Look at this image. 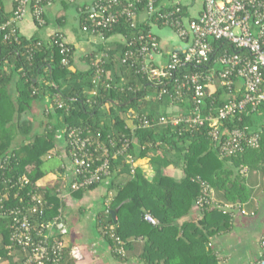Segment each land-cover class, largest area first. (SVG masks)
I'll return each instance as SVG.
<instances>
[{
    "label": "trees",
    "instance_id": "16d2710c",
    "mask_svg": "<svg viewBox=\"0 0 264 264\" xmlns=\"http://www.w3.org/2000/svg\"><path fill=\"white\" fill-rule=\"evenodd\" d=\"M91 1L93 0H85L80 5L81 19H83L81 16L82 8ZM16 6L17 1L15 8ZM13 13H6L3 1L0 0V24L11 19ZM153 21L161 24V21L156 17ZM140 28L148 29L150 25L147 22H139L138 27L133 29L128 23L123 22L111 31L106 32V38L109 39L118 34H125L130 38ZM60 34L61 32H56L49 41H44L38 35L28 37L22 34H19L18 40H12L5 39V32L0 30V103L9 98L8 85L17 77L19 95L16 104L19 112L22 113L30 107L33 100L48 94L60 118L58 124L52 123V127L47 126L41 133H33V123L30 119H20L18 132L19 135L23 136L24 141L20 143V147L15 151L11 149L17 136L15 126H8L11 119L3 114L0 109V176L3 179L8 176L17 178L25 174L31 180V183L22 189L10 188L11 195L14 194V191L21 190L25 202L28 203V191L39 189L41 192H45V196L52 206L47 219L59 214V209L62 206L60 198L56 193L53 194L50 189L40 187L39 181L48 173V160L44 159V155L49 153L55 145L56 130L59 127L64 128L72 125L90 128L94 134L101 132L105 140L114 135L118 138H128L130 141L129 153L134 156L150 157V163L156 172L152 179H148L138 168L132 173L131 165L126 161L125 155L113 160V175L109 188L110 190H116L117 193L107 210L108 220L104 223L105 238L112 244L114 242L107 230L108 227L115 225L117 234L126 240L128 239L126 224L129 221H132L135 226V237L151 234L152 237L158 236L160 239H166V234L169 232L167 225L179 216L178 212H170V208L173 207L174 203L180 202H178L176 194L185 191L183 193L185 197L181 194V203L183 202L187 206L194 203L201 194L200 184L192 181V177L197 174H201L216 188L226 186L229 179H232L234 187L243 184L241 181L244 177L239 164H243L246 161L245 155L254 150L248 149L243 156L238 154L241 160L236 163L238 167L236 174L232 171L226 172V160L228 158L220 159L218 149L213 148L216 144L210 135L211 128L208 124L188 130H180L171 126L132 130V125L137 121V114L157 116L162 111V113L169 116L173 114V112L168 111L170 106L178 108V112L189 113L193 108V94L192 91L188 90L182 100L176 98V85L179 79L186 74L198 71L210 73L213 69L223 70L224 66L216 63L215 59L222 55L225 50L243 55L246 54L245 50L237 49L233 44L224 40H214L212 44L215 55L210 63L206 65L182 63L170 78L149 81L143 74H136L134 69L123 64L122 55L125 46L116 41L114 44H109L112 49L109 50L110 56L106 60V68L110 69L112 73V87H103L97 95L91 97L90 92L94 87L93 80L95 77V67L91 62L93 55L89 58L91 65L88 70H74L71 68L73 46L67 42L68 44H66L70 47V56L69 63L64 64L65 54L59 44ZM114 45L116 46L114 47ZM179 51L181 54L184 53V50ZM237 81L238 79L235 78V83L231 89L219 84L213 93L208 90L209 94L205 97L203 107L204 113L217 115L218 110L226 103L241 99L245 88L243 86L240 91H237ZM164 88L168 89V93H161ZM88 100H92V102L95 100L96 103L91 105ZM59 101L64 103L63 107H59ZM263 108L264 104L257 111ZM257 111L244 110L237 113L233 118L223 120L221 136L224 138L228 132L237 128L253 132L250 129V123L253 113ZM6 155L10 156L9 169L3 170L1 161ZM181 160L185 162L184 169L186 172V176L182 180L178 181L164 173L165 167L170 164H180ZM123 175H126V177L120 178ZM3 179L0 180L1 191H5L6 188ZM96 186L94 185L91 188ZM166 189H168L167 193L165 192ZM84 191L79 190L77 192L82 194ZM144 192L155 198L152 196L153 199L150 198ZM173 192L176 193L172 196ZM127 198L130 201L124 203ZM19 202V199L12 196L7 205H17ZM117 207H119V211L118 221L116 222L110 210ZM127 207H130L128 209V219L126 216L124 221L122 214ZM147 211L155 214L160 223L153 225L146 221L144 215ZM227 220L228 215L213 210L207 212L201 222L210 233H213V230H211L213 221ZM10 223L9 218L0 217V230H5L7 235L10 232V227H8ZM191 228L193 232L188 237H193L191 240L195 242L197 253L194 257H188L185 264H216L217 261L213 251L206 248L207 234L194 224L191 225ZM5 243H8V236ZM5 243H0V256L8 260L9 264H18L6 252ZM115 254L119 258L122 257L117 253ZM141 258L146 264H165L156 261L154 252L151 250H146Z\"/></svg>",
    "mask_w": 264,
    "mask_h": 264
},
{
    "label": "built area",
    "instance_id": "2783aa9c",
    "mask_svg": "<svg viewBox=\"0 0 264 264\" xmlns=\"http://www.w3.org/2000/svg\"><path fill=\"white\" fill-rule=\"evenodd\" d=\"M17 6L13 17L0 24V30L5 32V39H19L18 25L29 13L39 26H44L46 20L47 0H16ZM74 3L77 0H66ZM81 9V8H80ZM82 30L106 40V32L111 31L125 22L133 29L139 22H147L150 28H140L128 38H123L125 49L122 62L134 69L136 74H143L149 81L170 78L182 63L206 65L215 55L212 44L214 40H224L243 49L246 54L230 53L225 50L215 62L224 66L223 70L210 73L195 72L186 74L176 85V98L182 100L186 91L193 94V108L189 113L177 112L169 116L160 113L157 116L137 114V121L132 130L152 127H175L180 130L199 128L208 124L216 148L222 155H234L246 147L260 146V136L247 129H234L226 137L221 136L223 120L233 118L244 110L257 111L264 104V0H93L82 8ZM161 21L156 23L154 18ZM170 27L182 41L181 47L168 51L166 63L159 61L163 53V45L153 26ZM63 34H60V47L65 54L64 64L69 63L70 47ZM180 48V49H179ZM109 50L92 56L95 67L94 87L91 97L99 93L101 88L112 87L111 70L106 68ZM179 50H184L181 54ZM240 79L245 91L241 99L231 100L222 106L217 115L204 113L205 97L208 96L209 85L219 81V84L229 89ZM161 93H168L162 89ZM90 101V100H88ZM91 105L96 103L90 101ZM63 107L62 101L58 102ZM68 155L72 161L75 177L69 190L90 189L94 185L111 181L113 175L112 163L119 156L125 155L126 161L135 172V156L129 153L128 138H118L115 135L103 139L101 132H92L82 126H66L62 128ZM48 157H52L48 153ZM1 168L9 169L10 156L2 158ZM3 179L0 176V180ZM6 188L0 190V217L9 218L10 232L0 230V243H5L6 252L18 264H64L67 248L66 235L68 227L61 208L59 214L48 218L51 204L45 192L39 189L28 191V203L20 192L10 188H23L31 183L27 175L19 177L8 176L3 179ZM202 190L197 204L202 208L211 207L213 188L201 181ZM13 198L19 199L17 205H7ZM146 221L157 225L159 221L151 214L145 213ZM110 237L114 242L115 253L125 256V242L116 232V226L108 227ZM106 232V231H105ZM261 257L255 264H264V237L261 240ZM0 264H9L0 256Z\"/></svg>",
    "mask_w": 264,
    "mask_h": 264
},
{
    "label": "crops",
    "instance_id": "0c3cea01",
    "mask_svg": "<svg viewBox=\"0 0 264 264\" xmlns=\"http://www.w3.org/2000/svg\"><path fill=\"white\" fill-rule=\"evenodd\" d=\"M2 1L6 13L14 12L16 0ZM84 1L77 0L74 3H69L66 0L45 1L47 23L44 26L37 25L32 14L29 13L17 23L19 34L28 37L38 35L44 41H49L56 32H61L65 40L73 46L71 68L74 70H88L91 65L90 56L112 49L110 43L114 44L118 41L122 44L123 38L120 35H115L107 40H102L97 35L84 32L81 28L80 17V5ZM153 29L160 37L163 45V53L158 60L166 63L168 51L175 47H181L183 45L182 41L174 30L172 32L175 36L171 32L170 34H164L161 31L162 27L157 25L153 26ZM159 31L163 33L162 36L158 33ZM218 85V80L211 83L209 91L213 93ZM243 86L242 81L238 79L236 90L240 91ZM18 87V78L15 77L8 85L9 98L0 103L2 113L11 119L8 126H15L17 136L11 147L15 151L20 147V143L24 141L23 136L19 135L18 132L20 119H30L32 121L33 133H41L47 126L52 127V123L58 124L60 120L57 109H55L48 94L33 100L30 107L22 113L19 112L16 104L19 95ZM168 111L177 113L179 109L170 106ZM250 129L260 136V146L257 148L246 147L234 156L222 155L216 149V146H213L218 151L220 159L228 158L225 171H232L235 174L238 168L236 163L241 160L238 156H243L248 149L254 150L245 155L246 161L243 164H239L244 177L241 181L243 184L234 187L232 179H229L226 186L216 188L201 174H197L192 177L193 182L199 183L202 188L201 181H205L213 188L214 203L211 207L202 208L197 204L198 198L194 203L187 206L185 203H181V194L185 191L179 192L176 196L178 202H180L174 203L173 207L170 208L171 213L178 212L179 216L167 225L169 232L166 234V239H160L158 236L152 237L151 234L135 237V226L132 221H129L126 224L128 239H123L126 254L119 258L114 253V244L105 238L104 223L108 220L107 210L117 193L116 190H110L109 188L112 178L111 181L87 189L82 194L71 192L69 187L74 180L75 173L63 138L62 127H59L56 130L55 145L49 152L52 156L51 159L48 157V153L44 155V159L48 160V173L40 179L39 186L50 189L53 194L56 193L62 202L60 208L68 227V234L65 237L67 248L64 264H146L141 258L146 250L154 252V258L159 263L182 264L184 262L185 264L188 257H194L197 253L195 242L191 240L193 237H188L193 232L191 228L193 224L207 234L206 248L213 251L217 261L216 264H255L261 257V240L264 237V108L253 113ZM135 159L136 168L141 170L148 179H152L156 172L150 163V157L135 156ZM179 163L168 165L165 167L164 173L178 181L182 180L186 176L185 162L181 160ZM125 177L126 175L120 176L122 179ZM167 191L168 189L165 192L167 193ZM170 191L172 192V189ZM175 193L173 192L172 196ZM144 194L150 198L153 197L147 192H144ZM183 196L185 197L184 194ZM129 201L130 199L127 198L124 203ZM129 208L127 207L122 214L124 221L126 216L128 219ZM114 210L116 215L115 217L112 216L117 222L119 207ZM213 210L228 215V220L213 221L211 227L213 233H210L201 221L207 212ZM146 213H151L160 223L155 214L150 211Z\"/></svg>",
    "mask_w": 264,
    "mask_h": 264
},
{
    "label": "rangeland",
    "instance_id": "374dc122",
    "mask_svg": "<svg viewBox=\"0 0 264 264\" xmlns=\"http://www.w3.org/2000/svg\"><path fill=\"white\" fill-rule=\"evenodd\" d=\"M158 30H160V29H158ZM158 30H157V31H158ZM170 30H171V31H170ZM161 31H163L164 34H167V33L170 34V32H171V34H172L173 36H175V34L173 33L174 31H173L170 27L163 26L162 29H161ZM161 31H159L158 33L162 36L163 33H161ZM172 31H173V32H172Z\"/></svg>",
    "mask_w": 264,
    "mask_h": 264
},
{
    "label": "water",
    "instance_id": "95a60500",
    "mask_svg": "<svg viewBox=\"0 0 264 264\" xmlns=\"http://www.w3.org/2000/svg\"><path fill=\"white\" fill-rule=\"evenodd\" d=\"M111 212H112V215L115 217L116 211L115 210H112Z\"/></svg>",
    "mask_w": 264,
    "mask_h": 264
}]
</instances>
